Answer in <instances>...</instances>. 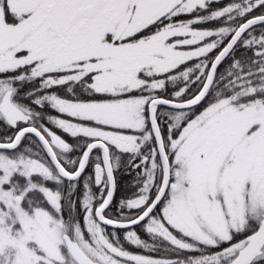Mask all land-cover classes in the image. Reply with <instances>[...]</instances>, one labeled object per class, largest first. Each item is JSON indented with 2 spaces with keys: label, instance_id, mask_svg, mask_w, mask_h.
Listing matches in <instances>:
<instances>
[{
  "label": "snow or ice",
  "instance_id": "snow-or-ice-1",
  "mask_svg": "<svg viewBox=\"0 0 264 264\" xmlns=\"http://www.w3.org/2000/svg\"><path fill=\"white\" fill-rule=\"evenodd\" d=\"M0 264H264V0H0Z\"/></svg>",
  "mask_w": 264,
  "mask_h": 264
},
{
  "label": "trees",
  "instance_id": "trees-1",
  "mask_svg": "<svg viewBox=\"0 0 264 264\" xmlns=\"http://www.w3.org/2000/svg\"><path fill=\"white\" fill-rule=\"evenodd\" d=\"M119 195V194H118Z\"/></svg>",
  "mask_w": 264,
  "mask_h": 264
}]
</instances>
